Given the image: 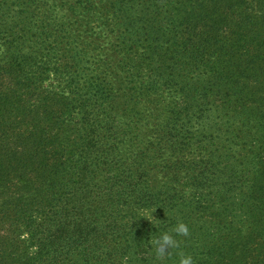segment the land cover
<instances>
[{
	"label": "trees",
	"instance_id": "trees-1",
	"mask_svg": "<svg viewBox=\"0 0 264 264\" xmlns=\"http://www.w3.org/2000/svg\"><path fill=\"white\" fill-rule=\"evenodd\" d=\"M180 253L264 264V0H0V264Z\"/></svg>",
	"mask_w": 264,
	"mask_h": 264
},
{
	"label": "clouds",
	"instance_id": "clouds-1",
	"mask_svg": "<svg viewBox=\"0 0 264 264\" xmlns=\"http://www.w3.org/2000/svg\"><path fill=\"white\" fill-rule=\"evenodd\" d=\"M153 212L154 210L145 211V212H142L141 216L147 217L151 221H153L156 218L155 216H153ZM156 226L159 229V225H156ZM173 233H175L176 235H180V236H189L190 228L188 224L181 221V222H178L172 228L171 231H161L160 235L156 237L153 241L155 245L156 256L158 259H162L163 257H165V255L171 254L170 253L171 249L179 248V241H177ZM179 264H195L194 257L191 254L186 255L184 253H180Z\"/></svg>",
	"mask_w": 264,
	"mask_h": 264
},
{
	"label": "rangeland",
	"instance_id": "rangeland-1",
	"mask_svg": "<svg viewBox=\"0 0 264 264\" xmlns=\"http://www.w3.org/2000/svg\"><path fill=\"white\" fill-rule=\"evenodd\" d=\"M98 25H100V24H98ZM101 26V25H100ZM103 27V26H102ZM104 28V32H102V34L104 35V36H102L101 37V40H100V42L102 43V45L103 46H105L106 48V50H105V52L107 53L108 51V49L110 48V47H112V46H114L115 44H118L119 42H122V41H124V39L122 38V37H120V35L117 33V34H115L114 32H110V33H106L107 31V28L106 27H103ZM109 54L110 55H113V52L112 51H109ZM118 63V62H117ZM117 63L116 64H114L112 67H115V66H117ZM118 67V66H117ZM125 68V65H122V69H124ZM119 105H118V111L120 112V110H123V105H124V103H123V101L122 100H120L119 102Z\"/></svg>",
	"mask_w": 264,
	"mask_h": 264
}]
</instances>
